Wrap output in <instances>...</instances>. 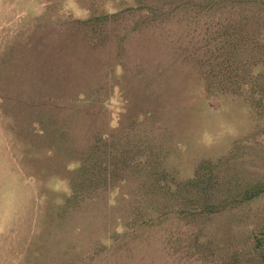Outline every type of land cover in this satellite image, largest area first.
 <instances>
[{
    "label": "rangeland",
    "instance_id": "374dc122",
    "mask_svg": "<svg viewBox=\"0 0 264 264\" xmlns=\"http://www.w3.org/2000/svg\"><path fill=\"white\" fill-rule=\"evenodd\" d=\"M0 264H264V0H0Z\"/></svg>",
    "mask_w": 264,
    "mask_h": 264
},
{
    "label": "trees",
    "instance_id": "16d2710c",
    "mask_svg": "<svg viewBox=\"0 0 264 264\" xmlns=\"http://www.w3.org/2000/svg\"><path fill=\"white\" fill-rule=\"evenodd\" d=\"M180 3H183V1H181ZM186 4V3H185ZM80 95H83V94H80Z\"/></svg>",
    "mask_w": 264,
    "mask_h": 264
}]
</instances>
